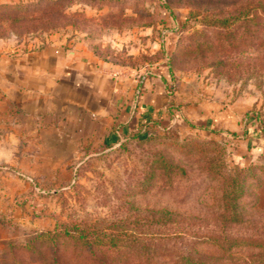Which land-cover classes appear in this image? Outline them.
<instances>
[{
    "label": "rangeland",
    "instance_id": "obj_1",
    "mask_svg": "<svg viewBox=\"0 0 264 264\" xmlns=\"http://www.w3.org/2000/svg\"><path fill=\"white\" fill-rule=\"evenodd\" d=\"M163 1L0 0L38 2L60 23L0 34V56L61 43L115 75L163 70L191 118L122 142L111 121L73 107L65 92L52 106L53 95L26 102L0 90V264H50L51 245L35 238L64 229L110 242L106 264H136L137 242L164 249L152 264L175 255L256 263L246 241L264 247V0ZM219 119L234 136L211 131ZM233 190L242 196L232 221L223 195ZM59 241L63 264L93 263Z\"/></svg>",
    "mask_w": 264,
    "mask_h": 264
},
{
    "label": "crops",
    "instance_id": "obj_2",
    "mask_svg": "<svg viewBox=\"0 0 264 264\" xmlns=\"http://www.w3.org/2000/svg\"><path fill=\"white\" fill-rule=\"evenodd\" d=\"M169 89L168 75L163 70L142 78L135 72L115 75L89 51L76 46L65 49L61 43L0 56V90L6 99H17L14 95L18 94L21 101L29 102L41 96L51 99L53 95L52 106H60L56 101L65 92L73 107L96 119L111 121L115 131L121 130L119 137L128 135L139 121L170 126L176 124V116L191 119L185 110H175L178 104ZM230 112L219 115L228 116ZM217 122L219 130L235 132L224 127L223 119Z\"/></svg>",
    "mask_w": 264,
    "mask_h": 264
},
{
    "label": "trees",
    "instance_id": "obj_3",
    "mask_svg": "<svg viewBox=\"0 0 264 264\" xmlns=\"http://www.w3.org/2000/svg\"><path fill=\"white\" fill-rule=\"evenodd\" d=\"M160 3H163V0H158ZM35 4V5H34ZM37 3L33 4H26L24 8L20 6V4H17L14 7H9L7 5H0V34L10 32L13 36H21L23 34H34L37 33V31L44 32L46 28H52L54 29L58 24V19L55 18L56 13L54 11H50L48 13H44L38 11L36 6ZM60 20V19H59ZM170 82V80H168ZM175 110H179V107H176ZM176 124L173 125H166V126H160L159 121H139L137 126L132 128L128 135L121 136L122 142L131 140V139H138L140 137L145 139H150L152 136H154L159 131L168 130L169 128L176 127L182 123V119L176 116ZM166 127V128H165ZM214 132H218L220 134H228L234 136L235 133L230 131H220V130H211ZM119 137V135H118ZM242 195L238 193V190H233L230 192H225L223 195V200L226 205H230L232 207L226 208V212L228 211L230 213V219L234 220L237 219V216L235 214L234 209V202L240 198ZM162 214H167V212H161ZM231 222V221H230ZM235 223V222H231ZM255 230V229H253ZM60 243H71L72 246L74 245V248L72 247L71 253L76 257H81L82 254H89L90 261H92V264H106L104 260H106L105 252H115V248H110L112 245L108 241H101L98 240L94 243H89L84 241V236L82 233L80 234H74L72 231L64 229L59 232L53 231L46 232L45 234H38L36 236V240L38 239H44L46 243H49L51 245V256H50V264H63L60 260L59 253L62 248L58 245V240ZM261 241V240H260ZM251 242V243H250ZM35 242H30L31 245H33ZM246 245L254 244V248L257 249L255 253L256 257V263L255 264H264V247L261 242H257L256 240H247ZM30 244L25 245V247H31ZM83 245H87L86 250L83 251ZM239 246L240 244H236ZM158 245L151 244L149 247H147L146 244H142L140 242H137L136 244V264H152L150 259L151 257H154L155 255V249H158L162 252V247H157ZM169 252V250H168ZM98 253V254H97ZM100 256V257H99ZM170 258V257H169ZM95 260L97 262H95ZM250 262V261H249ZM70 264V263H69ZM162 264V263H161ZM170 264H222V259H215V260H202L199 257L196 258H190L189 256H183L179 257L178 255H175L174 258L171 259ZM232 264H248L247 261L244 259L239 261V259H235V261Z\"/></svg>",
    "mask_w": 264,
    "mask_h": 264
}]
</instances>
